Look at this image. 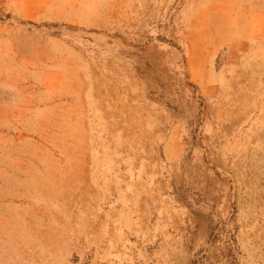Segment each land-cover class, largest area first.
I'll use <instances>...</instances> for the list:
<instances>
[{
	"label": "rangeland",
	"instance_id": "1",
	"mask_svg": "<svg viewBox=\"0 0 264 264\" xmlns=\"http://www.w3.org/2000/svg\"><path fill=\"white\" fill-rule=\"evenodd\" d=\"M0 264H264V0H0Z\"/></svg>",
	"mask_w": 264,
	"mask_h": 264
}]
</instances>
